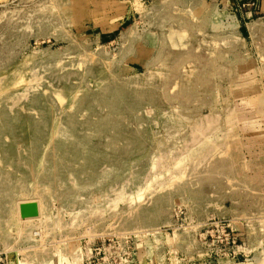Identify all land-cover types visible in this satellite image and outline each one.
<instances>
[{
	"label": "rangeland",
	"instance_id": "374dc122",
	"mask_svg": "<svg viewBox=\"0 0 264 264\" xmlns=\"http://www.w3.org/2000/svg\"><path fill=\"white\" fill-rule=\"evenodd\" d=\"M239 9L0 0V264H215L264 239V19L243 33Z\"/></svg>",
	"mask_w": 264,
	"mask_h": 264
},
{
	"label": "crops",
	"instance_id": "0c3cea01",
	"mask_svg": "<svg viewBox=\"0 0 264 264\" xmlns=\"http://www.w3.org/2000/svg\"><path fill=\"white\" fill-rule=\"evenodd\" d=\"M238 6L237 17L241 22L242 32L250 33V26L262 23L264 19V0H220ZM256 172L248 175L249 183L264 184V167H255ZM257 237H260L258 235ZM238 255L224 256L215 264H264V239L248 242V245L238 248Z\"/></svg>",
	"mask_w": 264,
	"mask_h": 264
},
{
	"label": "built area",
	"instance_id": "2783aa9c",
	"mask_svg": "<svg viewBox=\"0 0 264 264\" xmlns=\"http://www.w3.org/2000/svg\"><path fill=\"white\" fill-rule=\"evenodd\" d=\"M233 242L235 244V240ZM235 247L238 248V246H235ZM237 251H238V249H237ZM237 251L233 248L232 251H231V253H229V254L226 253L227 255H224V256H237L238 255V252Z\"/></svg>",
	"mask_w": 264,
	"mask_h": 264
},
{
	"label": "bare ground",
	"instance_id": "6f19581e",
	"mask_svg": "<svg viewBox=\"0 0 264 264\" xmlns=\"http://www.w3.org/2000/svg\"><path fill=\"white\" fill-rule=\"evenodd\" d=\"M185 59V58H184ZM183 60V59H182ZM179 65V64H178Z\"/></svg>",
	"mask_w": 264,
	"mask_h": 264
}]
</instances>
